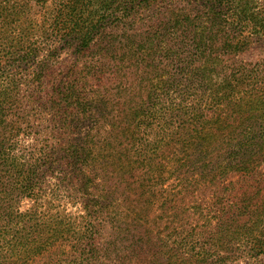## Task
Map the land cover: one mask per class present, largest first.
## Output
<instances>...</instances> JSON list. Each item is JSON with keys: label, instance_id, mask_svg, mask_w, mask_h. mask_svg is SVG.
Listing matches in <instances>:
<instances>
[{"label": "trees", "instance_id": "obj_1", "mask_svg": "<svg viewBox=\"0 0 264 264\" xmlns=\"http://www.w3.org/2000/svg\"><path fill=\"white\" fill-rule=\"evenodd\" d=\"M48 3L0 0V264H264V0Z\"/></svg>", "mask_w": 264, "mask_h": 264}, {"label": "rangeland", "instance_id": "obj_2", "mask_svg": "<svg viewBox=\"0 0 264 264\" xmlns=\"http://www.w3.org/2000/svg\"><path fill=\"white\" fill-rule=\"evenodd\" d=\"M63 0H49V10L53 9L55 6H60ZM30 7H31V12L30 15H28L29 18H31V15H33L35 17L36 22H41L43 17L45 15H47V13L45 12V8L43 9L41 6V4H37L34 1H30L29 3ZM59 58L60 61H62L59 64L58 69L56 70V73H58L59 71L63 72L65 67L68 66L74 59V54L72 53V49H67L65 52L61 51L59 54ZM256 52L253 53H248L247 55L244 56L245 59H256ZM20 91L22 93H27V89L26 86H22L20 88ZM261 170L264 171V164H262L261 166ZM48 260V258H42L40 259V261H38L35 264H43L44 262H46ZM109 264H147V260L146 259H136L133 257H129L128 255H123L121 259H119L118 261H111V256L108 259Z\"/></svg>", "mask_w": 264, "mask_h": 264}]
</instances>
